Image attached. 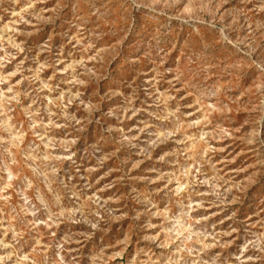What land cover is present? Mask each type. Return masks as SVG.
<instances>
[{
    "label": "rangeland",
    "instance_id": "rangeland-1",
    "mask_svg": "<svg viewBox=\"0 0 264 264\" xmlns=\"http://www.w3.org/2000/svg\"><path fill=\"white\" fill-rule=\"evenodd\" d=\"M0 264H264V0H0Z\"/></svg>",
    "mask_w": 264,
    "mask_h": 264
},
{
    "label": "bare ground",
    "instance_id": "bare-ground-1",
    "mask_svg": "<svg viewBox=\"0 0 264 264\" xmlns=\"http://www.w3.org/2000/svg\"><path fill=\"white\" fill-rule=\"evenodd\" d=\"M181 188V187H180Z\"/></svg>",
    "mask_w": 264,
    "mask_h": 264
}]
</instances>
